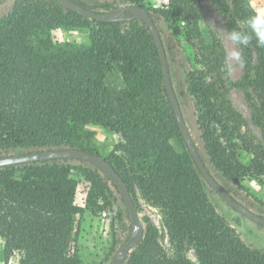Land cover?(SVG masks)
Listing matches in <instances>:
<instances>
[{
	"label": "trees",
	"instance_id": "trees-1",
	"mask_svg": "<svg viewBox=\"0 0 264 264\" xmlns=\"http://www.w3.org/2000/svg\"><path fill=\"white\" fill-rule=\"evenodd\" d=\"M68 1L94 8L82 0ZM125 1L152 11L175 30L180 28L189 44L186 90L197 109L213 170L232 186L264 182V48L253 42L241 50L245 66L235 83L259 130L258 140L227 98L220 71L224 50L213 34L203 35L200 0H168L162 9L146 7L151 0ZM216 9L228 31L243 29L253 12L247 0H220ZM129 15L127 7L118 14ZM55 28L85 30L88 46H55L48 38H39ZM113 70L123 82L116 91L105 82ZM86 124L119 134L122 143L117 148L129 162L150 161L132 177L123 171L120 157L104 158L125 183L134 205L136 186L149 204L160 209L175 249V257H169L157 229L148 224L123 264H194L185 257L189 249L197 264H264V249L246 245L217 213L189 151L181 154L172 147V140L184 141L145 24L138 19L90 20L56 0H14L0 19V152L74 149L75 129ZM69 160L0 168V239L7 257L18 253V264H82L86 217L97 218L109 210L113 198L109 182L119 194L98 166H74ZM79 187L85 190L82 205L77 203ZM117 211L121 220L123 210Z\"/></svg>",
	"mask_w": 264,
	"mask_h": 264
},
{
	"label": "rangeland",
	"instance_id": "rangeland-1",
	"mask_svg": "<svg viewBox=\"0 0 264 264\" xmlns=\"http://www.w3.org/2000/svg\"><path fill=\"white\" fill-rule=\"evenodd\" d=\"M14 0L0 1V19L4 17L11 9ZM88 5L94 7L92 11L101 13H112L115 9L132 6L125 0H82ZM220 0H200V9L203 13V22L201 29L203 35L213 34L221 43L224 50V58L226 53L231 49L230 43L226 39H222V33L219 30L228 31L225 28L221 17L216 9V2ZM251 8L254 10L264 9V0H247ZM168 4V0H151L146 7L149 9H162ZM96 5H109L111 8L105 10ZM153 15V12L150 11ZM153 21L160 34L163 44L165 57L170 70V80L175 93L177 102L180 107L187 130L191 139L196 146L198 153L203 156L204 164L223 187L235 200L241 203L251 212L264 217V182L258 180L244 181L238 186H232L227 183L218 173H216L208 162L204 144L201 139V132L197 124L198 112L194 105L193 99L188 95L186 87V77L190 70L191 64L187 56V51H191L189 44L183 38L180 28L173 29L163 19L153 15ZM39 38H48L55 46H75L86 47L89 44L88 34L82 29L55 28L47 33L39 35ZM234 63V72L230 77H225L222 73L224 88L228 100L233 107L239 112L248 125V130L258 140L260 134L258 128L251 123L250 109L245 102V98L240 89L235 87V83L242 75V68L236 62ZM106 84L112 90H119L123 87V82L117 71L110 72L105 80ZM75 145L74 149L84 148L98 153L103 158H111L112 154L120 157L125 165L123 171L130 176H135L141 172L142 167L150 164V161L129 162L125 154L117 147L122 143L119 134L111 132L106 128L86 124L77 126L75 129ZM173 149L177 153H185V143L179 139L171 141ZM28 151L24 149H15L8 153L0 152V157L23 155ZM34 152V150H30ZM69 163L74 166H82L93 169V165L86 162L81 164L77 160L71 159ZM115 163V162H114ZM110 190L113 192V198L109 210L103 212L99 217H86L84 225V233L81 241V260L82 264H110L120 247L127 241L130 236L131 226L128 213L124 211L125 205L121 201L120 195L115 191L114 187L108 183ZM209 200L215 207L217 213L224 217L231 228L238 234L240 239L252 248L264 249V227L243 217L233 210L220 196L208 185L204 184ZM133 198L135 207L138 212L141 224L145 231L148 224H152L158 231V241L169 257H175V249L169 241L167 231L162 223V214L160 209L149 204L142 196L139 189L135 186L133 189ZM85 199V190L79 187L77 193V203L82 205ZM123 210L124 217L118 219L117 208ZM111 210V211H110ZM126 210V209H125ZM113 212V214H110ZM114 244V245H113ZM113 247V248H112ZM185 257L192 263L197 264L195 253L192 249L186 250ZM18 253H12L7 257L4 253L3 242L0 239V264H18Z\"/></svg>",
	"mask_w": 264,
	"mask_h": 264
},
{
	"label": "water",
	"instance_id": "water-1",
	"mask_svg": "<svg viewBox=\"0 0 264 264\" xmlns=\"http://www.w3.org/2000/svg\"><path fill=\"white\" fill-rule=\"evenodd\" d=\"M1 1V0H0ZM61 3L63 6L78 12L79 14L87 17L90 20H99L103 22H111L116 20V18H123L125 20L138 19L145 24L149 30L150 35L153 38L154 44L158 51L160 59V67L162 73L163 84L166 92L167 99L172 108L175 120L177 122L178 128L180 130L181 136L189 151L193 161L195 162L198 170L205 179L206 183L223 199L231 208L238 212L243 217L251 220L252 222L264 227V217L257 215L247 208H245L241 203L235 200L230 194H228L223 187L216 181L212 176L206 165L200 160L199 155L195 149V145L191 139V136L185 125L183 116L180 111L179 104L177 102L173 87L171 84L167 61L165 57V52L163 44L161 41L160 34L157 30V27L153 21V18L145 9L138 6H127L130 15L128 17H121L118 14L125 7L115 9L112 13H101L92 10H87L73 5L68 0H56ZM52 159H74V160H83L92 165L98 166L102 169L106 175L111 179V181L116 186L119 195L125 205V208L128 213L131 232L127 241L120 247V249L115 254L113 260L110 264H123L126 257L129 253L136 247L142 240L144 229L141 224L140 218L138 216L137 209L133 203V200L129 194V191L119 176V174L113 169V167L101 156L91 154L85 151L76 150V149H61V150H43L35 151L32 153H27L23 155L16 156H7L0 158V168L13 166V165H23L33 162H38L42 160H52Z\"/></svg>",
	"mask_w": 264,
	"mask_h": 264
},
{
	"label": "clouds",
	"instance_id": "clouds-1",
	"mask_svg": "<svg viewBox=\"0 0 264 264\" xmlns=\"http://www.w3.org/2000/svg\"><path fill=\"white\" fill-rule=\"evenodd\" d=\"M244 28H233L230 31L219 30L221 38L226 39L231 49L226 53L220 71L225 77H230L234 72V63L240 68L245 66L241 50L247 48L255 42V46L264 48V9H257L244 20Z\"/></svg>",
	"mask_w": 264,
	"mask_h": 264
},
{
	"label": "flooded vegetation",
	"instance_id": "flooded-vegetation-1",
	"mask_svg": "<svg viewBox=\"0 0 264 264\" xmlns=\"http://www.w3.org/2000/svg\"><path fill=\"white\" fill-rule=\"evenodd\" d=\"M233 209V208H232ZM234 210V209H233Z\"/></svg>",
	"mask_w": 264,
	"mask_h": 264
}]
</instances>
